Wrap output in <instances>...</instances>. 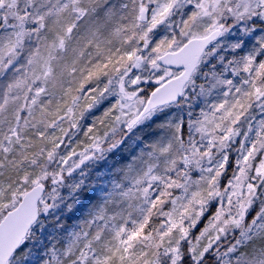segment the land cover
I'll use <instances>...</instances> for the list:
<instances>
[{
    "label": "rangeland",
    "instance_id": "1",
    "mask_svg": "<svg viewBox=\"0 0 264 264\" xmlns=\"http://www.w3.org/2000/svg\"><path fill=\"white\" fill-rule=\"evenodd\" d=\"M19 1L0 0V109L11 91L4 77L7 73L14 76L12 86L35 90L41 82V76L32 80L28 65L39 50L43 27L26 15L27 8ZM141 9L146 16L143 23L139 22ZM128 13L127 19L134 22L128 41L133 72L124 85L125 105L119 109L111 129L102 137L91 138L76 161V155L71 159L60 157V165L72 163L71 168H76L68 172V182L45 192L39 202L40 214L49 219L56 217L62 230L78 236L80 232L67 204L72 195L69 190L74 191L72 186L91 184L92 190L102 195L132 189L137 205L131 219L143 214L137 223L128 219L120 231L125 245L134 241L154 242L158 239L155 233L169 236L175 232L169 247L160 248L164 261L168 257L163 264H177L183 250V255L192 257L195 263L208 255L211 264H264V255L248 262L235 256L241 243L264 225V201H260L258 192L264 187V51L250 56L242 50L248 41L264 38V0H137ZM214 29L221 30L217 43L206 50L181 100L174 104L184 120L187 136L171 173L158 176L152 172L137 188L121 184L111 169L109 154L129 135L135 137L136 126L154 115L153 111L135 123L148 87H156L177 74L173 69L160 67L156 58L177 50L191 37L204 36ZM157 33L159 38L152 45L151 39ZM25 48L31 55L19 60ZM222 60L236 73L231 80L216 71L223 73L220 66L215 67ZM239 73L247 82L255 83L248 98L244 82L237 79ZM214 84L239 89L244 111L249 110L243 113L245 117L240 111L233 115L220 111L226 107L224 104L211 103L205 91ZM68 130L62 138L70 135ZM54 159V155L48 158L47 168L33 185L62 178L63 172H57L53 166ZM208 175L211 177L201 199L190 201L182 197L184 188ZM45 231L43 225L31 230L25 239L26 243L29 241L26 247L44 245ZM28 257L35 260L36 250L29 252ZM8 264L21 263L12 257Z\"/></svg>",
    "mask_w": 264,
    "mask_h": 264
},
{
    "label": "trees",
    "instance_id": "2",
    "mask_svg": "<svg viewBox=\"0 0 264 264\" xmlns=\"http://www.w3.org/2000/svg\"><path fill=\"white\" fill-rule=\"evenodd\" d=\"M20 3L24 4V9L27 8L26 15L43 27L39 50L28 65L32 80L41 76V82L40 87L34 90L33 87L12 86L14 76L11 73L4 76L11 91L0 109V218L33 186L39 173L47 168L49 157L52 159L55 156L53 166L63 175L42 183L46 192L54 185L62 186L64 181L68 182L67 174L76 165L71 168L72 163H64L62 166L60 157L71 159L76 155V161L83 149L90 145L91 138L102 137L111 129L119 109L125 105L124 85L133 72L129 65L131 50L128 41L134 22L127 17L128 8L137 0H21ZM157 38L158 33L150 43L154 45ZM263 41L264 38L248 41L242 50L250 56L264 51ZM22 51L19 60L24 61L30 57L31 51L26 48ZM219 66L223 73L216 70L218 75L224 74L227 80L236 74L234 70L230 71L226 60L218 61L215 67ZM240 76L241 73L237 74V79L244 82L248 98L255 83L247 82L246 77ZM154 87L149 86L147 94ZM206 89L205 96H209L212 104L226 105L220 111L226 110L230 115L239 111L242 115L249 112L244 111L239 89H224L218 84ZM73 120L76 124L72 123ZM136 128V139L129 135L109 154L115 177L121 184H132L134 188L152 172L158 176L171 173L187 136L184 120L174 105L156 109L149 120ZM66 130L70 135L62 138ZM209 177L184 188L182 197L190 201L201 199L207 190ZM59 179L61 182H58ZM72 188L74 191L69 190L72 195L67 204L69 215L74 217L75 228L80 234L76 236L64 231L56 217L49 219L40 214L31 230H37L42 225L46 227L45 244L26 247L29 241L26 243L24 240L13 255L14 261L21 264L167 262L168 257L164 261L160 248L169 247L176 237L175 232L169 236L155 233L158 239L154 242L134 241L125 245L121 241L120 231L127 220H136L133 222L137 223L143 214L141 212L140 217L131 219L136 215V192L131 189L102 195L92 190L91 184ZM258 192L262 198L260 201H264V187ZM40 209L39 204V212ZM255 211L258 212L259 208L255 207ZM199 225L202 226V223ZM33 249L36 250V257L32 261L28 253ZM183 252L177 264H211L207 261L208 255L204 261L195 263ZM262 255L264 225L241 243L235 252V256L247 262Z\"/></svg>",
    "mask_w": 264,
    "mask_h": 264
},
{
    "label": "water",
    "instance_id": "3",
    "mask_svg": "<svg viewBox=\"0 0 264 264\" xmlns=\"http://www.w3.org/2000/svg\"><path fill=\"white\" fill-rule=\"evenodd\" d=\"M146 20L141 9L139 22ZM221 35L214 29L201 37H191L175 51H166L156 58L157 64L165 69H173L177 74L153 88L138 113L135 123L141 121L154 110L178 103L198 67L206 50ZM139 61V60H138ZM61 182V179L58 180ZM46 192V186L38 183L27 189L17 204L7 211L0 220V264H8L16 250L27 237L30 229L39 219V202Z\"/></svg>",
    "mask_w": 264,
    "mask_h": 264
}]
</instances>
